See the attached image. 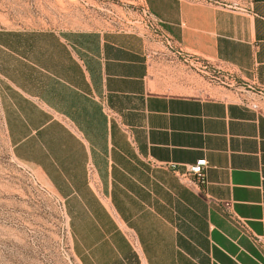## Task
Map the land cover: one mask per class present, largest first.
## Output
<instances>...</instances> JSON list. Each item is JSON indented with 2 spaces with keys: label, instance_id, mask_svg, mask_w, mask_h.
<instances>
[{
  "label": "crops",
  "instance_id": "crops-1",
  "mask_svg": "<svg viewBox=\"0 0 264 264\" xmlns=\"http://www.w3.org/2000/svg\"><path fill=\"white\" fill-rule=\"evenodd\" d=\"M235 2L144 0L145 33L0 29L9 143L79 264H264V0ZM216 72L261 105L206 95ZM202 158L203 183L173 171Z\"/></svg>",
  "mask_w": 264,
  "mask_h": 264
},
{
  "label": "rangeland",
  "instance_id": "rangeland-1",
  "mask_svg": "<svg viewBox=\"0 0 264 264\" xmlns=\"http://www.w3.org/2000/svg\"><path fill=\"white\" fill-rule=\"evenodd\" d=\"M147 12L144 0H0V29L159 31ZM210 81L208 96L261 105L249 97L252 90L231 75L216 72ZM0 264H79L65 208L37 173L16 159L1 106Z\"/></svg>",
  "mask_w": 264,
  "mask_h": 264
},
{
  "label": "built area",
  "instance_id": "built-area-1",
  "mask_svg": "<svg viewBox=\"0 0 264 264\" xmlns=\"http://www.w3.org/2000/svg\"><path fill=\"white\" fill-rule=\"evenodd\" d=\"M204 1L206 3H212V0H201ZM233 11H238V12H243V13H250L252 12L251 6L250 4L246 3V0H236V2L234 4H232L231 6ZM148 13V17L151 20L152 27L155 28V26L157 25L158 30L160 31V23L157 19H155L154 17H152L149 13ZM155 25V26H154ZM151 29V27H149ZM153 30V29H152ZM150 163L153 165V167L158 168V167H165V168H169L168 165H164L161 162L155 161V160H151ZM209 167V162L207 159L202 158L199 159L197 161V163L189 165L186 169L185 172H180L178 169H174L173 171L181 178V179H191L194 178L197 181H199L200 183L204 182V177H205V173L206 170ZM88 178H89V182L90 185L92 186V188H94L96 191H99L100 189V182L98 180V177L96 175V170L95 167L90 164L88 167ZM262 241V239H260Z\"/></svg>",
  "mask_w": 264,
  "mask_h": 264
}]
</instances>
